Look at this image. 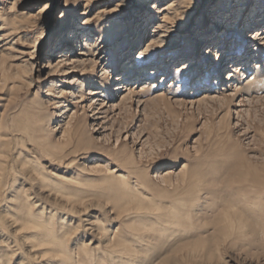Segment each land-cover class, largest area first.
<instances>
[{
  "label": "rangeland",
  "instance_id": "obj_1",
  "mask_svg": "<svg viewBox=\"0 0 264 264\" xmlns=\"http://www.w3.org/2000/svg\"><path fill=\"white\" fill-rule=\"evenodd\" d=\"M263 75L264 0H0V264H264Z\"/></svg>",
  "mask_w": 264,
  "mask_h": 264
},
{
  "label": "bare ground",
  "instance_id": "obj_2",
  "mask_svg": "<svg viewBox=\"0 0 264 264\" xmlns=\"http://www.w3.org/2000/svg\"><path fill=\"white\" fill-rule=\"evenodd\" d=\"M85 1V0H83ZM47 10L43 7L40 8V11L38 13V16L41 14L46 13ZM258 35H262L261 33H258ZM70 39H73V35L70 34ZM60 57V56H58ZM264 76V75H263ZM261 79V78H260ZM118 87V86H116ZM119 91L122 90V88H118ZM0 164V171L2 170ZM124 195H126L129 199L127 201L131 202L134 206L135 212H142L145 210H148V208L153 209V204H149L148 200H146L144 197L138 196L129 186H126ZM257 205H252V209H255ZM157 210L156 208H154ZM172 209V208H171ZM169 214H173L175 217V211L168 210ZM12 216V215H11ZM25 218V216L23 217ZM170 218V215H169ZM173 218V217H172ZM15 221L18 223L22 230L27 231V233H35L34 237L28 239L32 242L33 247L39 248V251H41L40 256L41 258H48V259H58L60 260L59 264H72L73 262L70 260L72 259V256H67L64 251V242L57 237V234H55L53 230V226H51V222H43L41 220L36 219L35 217L28 215L26 218L23 219H17L15 218ZM225 219H227L225 217ZM173 220V219H172ZM176 221V220H175ZM174 221V222H175ZM178 222V221H177ZM173 223V222H172ZM171 223V224H172ZM174 224V223H173ZM231 224V223H229ZM178 226V225H177ZM33 235V234H32ZM124 251H128L126 248H122ZM83 251L85 249H82ZM124 252V253H126ZM123 253V252H122ZM129 252H127L128 254ZM77 255V254H74ZM74 258V256H73Z\"/></svg>",
  "mask_w": 264,
  "mask_h": 264
}]
</instances>
